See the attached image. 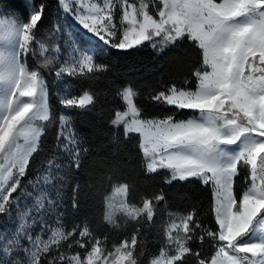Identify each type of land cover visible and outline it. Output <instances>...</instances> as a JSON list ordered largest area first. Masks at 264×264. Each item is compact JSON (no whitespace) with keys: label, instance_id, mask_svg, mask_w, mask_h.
<instances>
[{"label":"snow or ice","instance_id":"obj_1","mask_svg":"<svg viewBox=\"0 0 264 264\" xmlns=\"http://www.w3.org/2000/svg\"><path fill=\"white\" fill-rule=\"evenodd\" d=\"M55 3L58 21L70 20L78 32L56 23L42 39L51 0H0V217L12 225L0 231V264H142L143 227L155 226L162 211L163 244L150 264H264V0ZM184 41L198 62L182 80L151 91L160 111L147 112L128 85L117 90L121 104L108 123L125 140L136 137L147 174L208 188L205 218L195 207L168 210L162 190L129 201L124 182L105 197L103 219L113 229L131 227L129 235L117 242L86 221L68 227L62 181L89 150L70 113L96 99L90 90L73 94L71 81L106 72L96 58L111 50L148 45L159 53ZM29 57H39L34 68ZM46 71L63 85L59 113ZM52 125L54 147L25 184ZM242 172L245 186L237 190ZM78 195L77 184L74 210Z\"/></svg>","mask_w":264,"mask_h":264},{"label":"trees","instance_id":"obj_2","mask_svg":"<svg viewBox=\"0 0 264 264\" xmlns=\"http://www.w3.org/2000/svg\"><path fill=\"white\" fill-rule=\"evenodd\" d=\"M23 12V8L20 9ZM57 5L51 0V6L41 28L40 36L48 39V33L53 24L59 23L62 29L69 27L67 21H58ZM197 50L187 41L175 46H169L163 52L157 53L150 46L144 45L127 52H115L110 55H101L96 58L98 63L109 66L106 72L90 74V78H79L71 81L76 95L83 90L95 93L93 105L86 110H73L70 115L75 127L83 134L88 152L83 156L79 170H71L62 181L64 207L66 213L65 223L71 227L74 223L87 222L93 232L107 235L110 241H119L131 233V227L113 229L103 217L105 213V197L111 194L112 189L119 184L127 182L130 190L127 199L139 203L144 196L163 191L166 196L168 210L183 213L197 208L202 218L207 212L211 193L208 188L201 185L198 180L173 182L166 185L163 181L165 174H147L141 163L140 156L135 148L136 137L125 140L122 134H117L109 125L115 106H120L121 101L116 96L119 88L132 86L140 93L138 103L149 113L160 111L149 100L151 91L160 86L161 82H169L174 78L183 79L192 67L198 62ZM39 57H29L28 64L35 67ZM46 82L49 87L50 103L55 112L59 113V99L57 96L58 84L56 78L45 72ZM190 113L185 112L184 115ZM56 125H52L43 138L42 151L33 161L32 170L28 179H34L39 172L40 163L54 147ZM246 172V170H245ZM245 173L236 181L237 190L245 186ZM79 185V206H71L73 186ZM117 216H120L118 214ZM167 211H162L157 217L155 226L143 227L144 254L142 264H150L163 244L162 225L167 220Z\"/></svg>","mask_w":264,"mask_h":264},{"label":"rangeland","instance_id":"obj_3","mask_svg":"<svg viewBox=\"0 0 264 264\" xmlns=\"http://www.w3.org/2000/svg\"><path fill=\"white\" fill-rule=\"evenodd\" d=\"M67 22H68L69 26L71 25L72 30H73L74 32H78V30H77L75 24H73L70 20L67 21ZM65 82H67V78H65ZM57 84H58V89H57V96H58V94L61 93L62 90H63V85H62L61 82H58V81H57ZM72 92H73V94L76 95L75 89H74L73 87H72ZM29 191H31V187H30V186H29ZM118 200H119V197L117 198V202H118ZM61 210H62V209H61ZM118 214H120V213L117 212V215H118ZM11 227H12V225H10V224L8 223L6 217H0V231H2V230L5 229V228H11ZM35 231H38V227H37V229H35Z\"/></svg>","mask_w":264,"mask_h":264}]
</instances>
